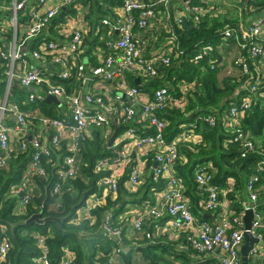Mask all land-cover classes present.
<instances>
[{"label": "built area", "instance_id": "2783aa9c", "mask_svg": "<svg viewBox=\"0 0 264 264\" xmlns=\"http://www.w3.org/2000/svg\"><path fill=\"white\" fill-rule=\"evenodd\" d=\"M88 5L86 0H0L3 13L0 15V65L5 68L6 80V91L0 97V169L11 157L31 150L21 181L11 188L14 194L23 195L17 211L23 212L32 201L34 187H37L34 177L46 176L43 159L46 163L53 162L55 156L54 162L59 163V181L52 187V194L59 195L62 185L75 178L81 149L94 138L95 131L100 130L101 136L107 139L115 126H119L110 145L112 154L97 159L93 165L94 172L101 176L97 180L99 192L89 195L80 209L87 218L106 197L117 194L126 170V182L137 189L142 182V164L151 156L155 162L149 173L151 180L159 183L165 179V184L155 204L137 210L134 230L154 240L161 229L159 220L166 214L170 229L183 230L188 247L197 256H214L219 264H242L240 249L245 231L242 218L246 210H251L249 234L258 242L248 257L264 256L258 247L264 239V211L257 203L264 189L261 184L264 148L239 124L256 102L264 106V0H198V3L193 0H122L120 6L111 8V15L100 17L95 25L99 42L105 46H95L86 54L85 40L92 27L86 19L88 12L82 14L81 11ZM179 5L194 27L200 25L206 15L228 20L216 29L219 36L216 43L197 41V53L189 61L199 64L206 58L210 69L219 68L220 74L236 76L230 83L237 86L233 97H239V103L231 104L221 120L230 141L240 147L241 157L251 152L261 155L256 172L245 183L248 200L243 212L232 216H227L222 209L219 212L218 208L221 195L231 192L233 184L218 188L211 183L214 176L211 166L196 169V188L202 195L198 206L203 212L216 216L213 222L199 220L193 214V205L185 196V184L176 176L174 168L178 160H185L177 151L179 140L175 137L166 140L164 133L169 122L158 116L167 109L184 110L188 104L187 94L196 87V81L181 80L176 86L166 80L165 84L155 87L152 94L132 83L133 78L143 83L162 78L163 69L169 68L175 60L180 62L183 51L176 28H181L182 17L173 15ZM66 8H71L73 14L55 26L56 34L62 30L67 35V40L62 41L54 39L49 31L51 22ZM163 22L170 23L166 35L149 25ZM44 34H50L51 38L40 40L36 48L30 49L29 42ZM15 83L30 89L29 103L45 101L48 95L57 98L63 116L46 115L38 107L22 111L15 103H10L9 88ZM171 88L174 94L169 92ZM197 119L210 127L217 122L214 114ZM135 124L147 133H140ZM195 126V122L190 127L182 124L181 139L199 136ZM133 153L136 162L131 164ZM147 220L154 223L151 233L143 229ZM99 231L103 239L115 244L116 248L111 251L114 254L107 258L109 264H115L114 255H118L124 234L112 211L103 215ZM33 236L39 248V256L34 258L37 264H73L74 256L68 251L59 261L50 262L45 238ZM9 248L6 237L0 238V264L6 262Z\"/></svg>", "mask_w": 264, "mask_h": 264}, {"label": "trees", "instance_id": "16d2710c", "mask_svg": "<svg viewBox=\"0 0 264 264\" xmlns=\"http://www.w3.org/2000/svg\"><path fill=\"white\" fill-rule=\"evenodd\" d=\"M195 1L193 0L194 3H198V0ZM86 2L89 4L86 19L92 28L85 40V53L90 54L95 46H105L103 42H99V34L95 32L97 21L104 15H111V8L120 6L122 0H96L98 16L94 15L90 1L86 0ZM247 3H251V1H247ZM2 14L0 12V15ZM71 14H73L71 8L62 9L51 22L49 32L53 34V37L56 36L55 26L63 23L67 16ZM225 21L206 15L202 18L200 25L194 27L190 17H187V26H183L182 23L181 28H176L177 37L183 51L180 62L175 60L169 68L163 69L162 78L144 83L139 79L138 82L135 81L136 79H132L133 85L142 91L149 92V94H152L155 87L165 84L166 80H170L176 86L181 80L196 81V87L187 94L188 104L184 110L167 109L164 112H159L158 115L165 117L169 122L168 129L164 133L167 141H171L183 129L181 128L182 124L190 127L193 122L196 124L195 133L203 139L197 145L179 146L177 151L180 155L182 154V157H185V160H178L174 166L176 176L187 187V194H193L195 190L193 194L195 199L199 197L195 182V171L198 167L209 165L206 162H211V169H214V176L211 181L213 185L221 189L225 188L227 179L231 178L234 181L233 189H236L239 188L237 186L240 183H246L248 177L256 172V164L261 158L258 152H251L245 157H241L240 147L237 143L230 141V135L225 132V126L221 120L231 104L239 103V97H233V94L238 91L237 86L235 83H230L231 79H235L236 76L227 75L226 73L220 74L219 68L210 69L206 58L199 64L189 61L197 53V47H195L197 41L201 40L203 43L210 42L213 44L218 41L219 36L216 29L226 24ZM49 38H51L50 34H44V37L32 40L29 42L30 49L36 48L40 40ZM93 65H96V61ZM4 70L5 68L0 65V97L6 91ZM175 90L179 93L178 88H175ZM29 91L30 89L22 88L15 83L9 88L8 101L15 103L22 111H30L38 107L46 115L57 118L63 116L56 104L45 101L27 102ZM169 92L175 93L172 88L169 89ZM242 94L244 93L240 95ZM205 114H214L217 117L215 126L210 127L207 123L197 119L198 116ZM239 124L244 131L251 134L258 145L264 148V106L261 102H256V105H253L244 114ZM94 134V138L86 142L81 149L82 164L77 169V175L73 180H68L62 185L59 195L52 194V187L59 181L57 175L59 163L54 162L55 156H53V162L46 163L43 159L46 176L34 177V182L37 185L36 188L34 187L36 192L32 201L27 204L23 209L24 211L22 210L23 212H18L16 208L23 195L21 193L14 194L11 192V188L21 181L31 150L24 154H18L16 157H11L7 165L0 169V238L6 237L10 246L4 264H35L34 258L39 256V248L33 235L45 238V244L48 247V259L52 263L59 261L64 255L62 250L64 247L74 252L73 264H85L94 257L96 249L91 248V245L93 247L101 240L95 236H90V239H88L83 233L86 230H89V232L94 229L98 230L101 219L108 210L112 211L114 218L125 210V204H116L122 198L121 185L128 174V170H126V174L119 183L116 198L111 200L106 197L104 205H99L92 210L91 217H94V221L91 224L89 223L90 218L84 219L78 224L71 222L76 217V212L82 209L81 207L85 204L86 198L99 192L97 180L101 174L94 172V163L97 159L112 154L110 146H108L109 137L104 139L100 130L95 131ZM69 181H71V186L68 185ZM144 184L147 185L148 192L157 188L162 190L158 187V183L151 180L150 174ZM232 192L233 190L227 193V196ZM201 197L197 199L194 207L192 206L194 215L200 210L198 201ZM134 202L139 204L141 200L133 199L127 204ZM34 213H40L41 218L46 217L48 219L41 223L26 222L25 220ZM201 214L203 215V213ZM203 218L207 219L206 217ZM98 232L100 231L98 230ZM109 244L111 242L106 241L103 244L106 247H102L104 250L102 262L104 264L107 261V255L110 253ZM108 246L109 248H107ZM148 246L149 248H155L154 246ZM106 248L107 250H105ZM152 264L156 263L153 262Z\"/></svg>", "mask_w": 264, "mask_h": 264}, {"label": "crops", "instance_id": "0c3cea01", "mask_svg": "<svg viewBox=\"0 0 264 264\" xmlns=\"http://www.w3.org/2000/svg\"><path fill=\"white\" fill-rule=\"evenodd\" d=\"M150 1H155V0H150ZM84 9H85V12H83L82 10L81 13L87 14V12L89 11V5L87 9L86 8ZM173 11H174L173 15H179L181 17L184 16L182 6L180 5L176 6ZM5 15L8 18V15H9L8 11L5 13ZM149 25L153 29H159L162 34L166 35L167 31L169 30L170 23L169 22H163L160 24L151 23ZM66 36L67 35L64 32H62V30H59L56 36H54V39H60L62 41H66L67 40ZM89 84L90 82L88 83V86H90ZM8 123L10 124V122ZM135 127L138 128L137 130L140 133L142 134L147 133V130H144V129L141 130L139 128V124L137 125L135 124ZM197 137H193V138H197ZM189 141L190 140H185L184 142H189ZM177 145L179 147L181 145H187V144L183 142L179 144L178 142ZM135 162H136V156H135V153H133L131 164H134ZM206 164H211V162H206ZM154 166H155V162L152 160L151 156H148L144 160V163L142 164L143 173H142V178H141L142 182L140 186L137 189H132L130 187V184L126 182V179L123 180V184L121 185L123 194H122L121 200L116 205L125 204V210L121 212L120 214H118L117 215L118 218L115 217V219H116V222L119 221L123 229L124 240H123L122 246H120L119 248L118 255L116 256L114 255L115 264H127L128 262H129L128 264H152L153 262L156 264H219L217 262V258L214 256L202 257V256H197L194 252H192V250L188 247L186 243L185 232L183 230H178V231L173 232V230H171L170 227L168 226L169 217L166 214L163 215V217L159 220L161 229L157 233V238H154V240H150L149 238L142 235L140 232L134 230L133 221L137 217L136 215L137 210L144 208L146 205L150 206V205L155 204V202L160 197V193H161L160 189L158 188L155 190L151 189V191L148 192L147 185L144 184L146 178L148 177L149 173L151 172V169ZM125 174H126V171L124 175ZM122 178L120 180H122ZM164 181L165 179H162L158 183L159 188H163ZM231 184H233L234 186V181L231 178H228L226 181L225 188L227 186H230ZM237 187L239 188L232 189L233 192L229 194L228 196L221 195L220 207L218 208L219 212L222 209L224 212H226L227 216H232L234 213L243 212L242 210L243 206L248 200L247 193L244 189L245 183H242V184L240 183V185H238ZM194 191H193V194H194ZM193 194L192 193L187 194V187H186L185 196L189 199L191 205H193L194 207L195 202L197 201L199 197H201V195L199 192L198 193L199 197L195 199V196ZM116 196L117 194L114 195L111 199L114 200ZM133 199H139L141 200V202L139 204H136L135 202L131 204H127L130 200H133ZM257 203L264 211V189L260 191V195H259ZM104 204H105V201H102L100 206ZM198 208L200 210L197 214H195L197 219L203 220L204 219L203 217H206L207 219L205 220H208L210 222L215 221L216 216L214 214L204 213L206 211L202 212L203 209L200 208L199 206ZM108 211H111V210H108ZM201 213H203V215ZM244 215H246L245 212H244ZM84 219H88V218L82 213V210H80L79 212H76V217L72 219L71 222L74 224H78ZM93 221H94V217H90L89 223L91 224ZM242 221H243V218H242ZM146 222L147 223L144 225V230L151 233L153 231L154 223L150 222V220H147ZM243 225H244V221H243ZM98 230L94 229V230H91L90 232L89 230H86V232L83 233L84 235H86L85 237L88 239H90V236H95V237H99V239L101 240V242L96 244L95 246L92 247L91 245V248L96 249V251L94 252V257L89 259L85 264H104L102 262V258L104 257L103 248H105L106 246L103 244L106 243L107 240L103 239L100 236V232H98ZM114 245L115 244L112 242L111 244H109L110 253L107 255V258L114 254V253H111L112 249L116 248ZM148 245L154 246L155 248L154 249L149 248ZM109 246L107 248H109ZM258 247L260 248L261 253L262 251L264 252V239L262 240V242H259ZM107 248L105 250H107ZM62 250L63 252L68 251L70 254L75 256L74 252L71 251L67 247H64ZM105 264H109L108 261H106ZM248 264H264V256L262 257L260 256L259 258L249 257Z\"/></svg>", "mask_w": 264, "mask_h": 264}, {"label": "water", "instance_id": "95a60500", "mask_svg": "<svg viewBox=\"0 0 264 264\" xmlns=\"http://www.w3.org/2000/svg\"><path fill=\"white\" fill-rule=\"evenodd\" d=\"M90 1V5H91V8H92V11L94 13L95 16H98V9H97V3H96V0H89ZM188 16V15H187ZM187 16L184 15L182 16V23H183V26H187ZM191 28V26H190ZM136 82H138V79L135 80ZM45 102L47 103H54L56 105H60V102L57 100V98H55L54 96H51V95H48L45 97ZM120 129L119 126H115V130L114 132L112 133V135L109 137L108 139V146L111 145L114 137L116 136V133L117 131ZM245 214L244 217H243V221H244V229L245 231L243 232V237H244V243L243 245L241 246V249H240V254H241V262L242 264H248V259H249V252L250 250L252 249L253 245L258 242L257 238H254L252 237L250 234H249V229H250V226H251V221L253 219V214H252V211L251 210H246L245 211ZM48 218H41L40 217V213H34L32 214L29 218H27L25 221L26 222H32V221H35V222H43L45 220H47Z\"/></svg>", "mask_w": 264, "mask_h": 264}, {"label": "rangeland", "instance_id": "374dc122", "mask_svg": "<svg viewBox=\"0 0 264 264\" xmlns=\"http://www.w3.org/2000/svg\"><path fill=\"white\" fill-rule=\"evenodd\" d=\"M83 12H85V9L83 10ZM184 133V132H183ZM185 133H187V132H185ZM190 133V132H189ZM188 133V134H189ZM181 132H179L176 136H175V139L176 140H179V144L181 143V142H183V143H185V144H189V145H197V144H199L203 139H202V137H200V136H198L197 138H193V137H191V138H189L188 140H190L189 142H184L185 140H182L181 139ZM81 155V154H80ZM82 164V162H81V159L79 158V161H78V165H77V168H79V166ZM207 166H212V164H209V165H207ZM77 175V169H76V174H75V176ZM120 183V182H119ZM122 184H123V182H122ZM261 184H263L264 185V181H262V183ZM68 185L69 186H71V181H69L68 182ZM245 189V191H246V188H244ZM96 193H98V192H96ZM89 197H87L86 199H88ZM110 198V197H109ZM111 199V198H110ZM112 200V199H111ZM23 214V213H22ZM116 218H118V217H116ZM35 262V261H34ZM35 264H37L36 262H35Z\"/></svg>", "mask_w": 264, "mask_h": 264}]
</instances>
